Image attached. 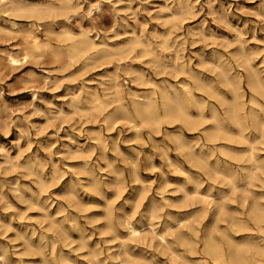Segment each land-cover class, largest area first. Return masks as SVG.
Segmentation results:
<instances>
[{
  "label": "rangeland",
  "instance_id": "374dc122",
  "mask_svg": "<svg viewBox=\"0 0 264 264\" xmlns=\"http://www.w3.org/2000/svg\"><path fill=\"white\" fill-rule=\"evenodd\" d=\"M255 206L264 0H0V264H214L209 238L262 260Z\"/></svg>",
  "mask_w": 264,
  "mask_h": 264
},
{
  "label": "bare ground",
  "instance_id": "6f19581e",
  "mask_svg": "<svg viewBox=\"0 0 264 264\" xmlns=\"http://www.w3.org/2000/svg\"><path fill=\"white\" fill-rule=\"evenodd\" d=\"M42 4V3H41ZM45 4V3H44ZM25 5V4H24ZM47 6V5H46ZM41 8L43 7L42 5L40 6ZM78 8V7H77ZM47 9H48V7H47ZM63 9V8H62ZM52 10V9H51ZM50 10V11H51ZM60 10V9H59ZM46 11V10H45ZM29 12H30V9H29ZM57 12V11H56ZM15 13V12H14ZM34 14V13H33ZM32 15V14H31ZM41 15V14H40ZM176 15V14H175ZM29 17V16H28ZM7 22V21H6ZM15 25V24H14ZM43 25V24H42ZM16 27V26H15ZM14 28V27H13ZM15 29V28H14ZM15 32V31H14ZM78 35V34H77ZM36 36V35H35ZM84 41L82 42V45L79 47V48H76V52H77V54H76V56L77 55H80V54H82L83 52H85L86 50H89V49H96V44L93 42V41H91V39L89 38V36H88V34L87 33H85L84 35ZM39 37V36H38ZM31 39V43L35 46V47H38L39 46V41L35 38V37H31L30 38ZM80 43V42H79ZM78 44V43H77ZM98 44V43H97ZM129 44H131V43H129ZM138 44V43H137ZM102 45V44H101ZM136 45V44H135ZM68 46V45H67ZM57 47V46H56ZM133 47V46H132ZM9 50V49H8ZM153 51V50H152ZM99 53V52H98ZM124 53V52H123ZM94 54V53H93ZM143 54H144V52H143ZM65 57V56H64ZM103 57H105V56H103ZM94 58V57H93ZM8 59H9V61H10V63H12V64H15V63H18V60L14 57V56H12V55H9V57H8ZM99 60V59H98ZM179 60V59H178ZM73 61V60H72ZM176 62V61H175ZM153 63H155V62H153ZM89 66V65H88ZM164 67H166L165 65H164ZM168 67V66H167ZM171 67V66H170ZM156 68V67H155ZM158 68H159V66H158ZM216 68V67H215ZM256 69V68H255ZM254 69V70H255ZM184 70V69H183ZM110 71V70H109ZM177 71V70H176ZM113 73V72H112ZM161 73V72H160ZM176 73V72H175ZM115 78H117V77H115ZM225 78V77H224ZM223 78V79H224ZM196 79V78H195ZM114 80V79H113ZM140 80V79H139ZM142 81V80H141ZM188 81V80H187ZM133 83V82H132ZM149 83H151L152 84V82H149ZM164 83V82H163ZM257 83V85L259 86V82L257 81L256 82ZM182 84V83H181ZM208 84V83H207ZM138 85V84H137ZM197 85V84H196ZM154 86V85H153ZM206 86V85H205ZM204 86V87H205ZM113 87H114V85H113ZM171 87V86H170ZM183 87H185V86H183ZM202 87V86H201ZM209 87V86H208ZM186 88V87H185ZM181 89V88H180ZM186 89H188V88H186ZM209 89H211V88H209ZM120 90V89H119ZM153 90V89H152ZM174 90V89H173ZM214 91V90H213ZM118 92V91H117ZM236 91L234 90V93H235ZM216 93V92H215ZM209 94V93H208ZM143 95V94H142ZM118 96V95H117ZM116 96V97H117ZM122 97V96H121ZM262 97V96H261ZM118 98V97H117ZM142 98V97H141ZM144 98V100H145V97H143ZM164 100H172V97L168 94V93H165V94H163V97H162ZM209 98V97H208ZM80 100V99H79ZM118 100V99H117ZM94 101H96V100H94ZM206 101V100H205ZM81 101H79V103H80ZM96 103V102H95ZM135 103V102H134ZM255 103V102H254ZM97 104V106H99L100 105V103H96ZM109 105V104H108ZM110 106V105H109ZM213 107V106H212ZM142 108V110L144 111V112H148L149 110H150V105L149 104H147L146 106H144V107H141ZM215 109V108H214ZM139 112H141L140 111V109H139ZM207 113V112H206ZM214 113V112H213ZM155 114H157V113H155ZM218 114V113H217ZM230 114H231V118H232V120H234L235 121V123L239 126V127H242V122H241V118H240V115H239V113H238V111L234 108V109H232L231 110V112H230ZM247 114V113H246ZM249 114V113H248ZM145 115V114H144ZM224 115V114H223ZM254 116V115H253ZM153 117V116H152ZM165 117H168V118H171V119H182V118H188L189 117V114H188V112L183 108V107H181L180 106V104H174L173 106H168L167 108H166V110H165ZM192 117V116H191ZM249 117H250V115H249ZM248 117V118H249ZM146 118H149V117H145L142 121L143 122H146L147 120H149V119H146ZM196 118H198V116L196 117ZM153 119V118H152ZM206 119V118H205ZM250 120V119H249ZM129 121V120H128ZM127 121V122H128ZM134 121V120H133ZM132 121V122H133ZM181 121V120H180ZM115 124V123H114ZM132 124V123H131ZM135 124V123H134ZM133 124V125H134ZM157 125V124H156ZM195 125V124H194ZM200 125V124H199ZM137 126V125H136ZM257 126V125H256ZM130 127H132V126H130ZM135 127V126H134ZM138 128V127H137ZM136 127H135V130L137 129ZM195 128V127H194ZM212 129H214V128H212ZM228 129V128H227ZM255 129V128H254ZM201 130V129H200ZM223 130V129H222ZM138 131V130H137ZM136 131V132H137ZM196 131V130H195ZM217 132L218 131H221V127H217V130H216ZM254 131V130H253ZM262 131V130H261ZM214 133V132H213ZM228 133V132H227ZM98 134V133H97ZM229 134V133H228ZM172 135V134H171ZM214 135H215V133L213 134V135H211L213 138H214ZM263 135V134H262ZM220 136V135H219ZM173 137H174V135H173ZM263 137V136H262ZM102 139V138H101ZM202 140V139H201ZM241 140V139H240ZM95 141H96V139H95ZM97 141H99V140H97ZM101 141V140H100ZM255 141H257V140H255ZM179 142H180V140H179ZM197 142V141H196ZM240 142V141H239ZM250 143H251V141H250ZM100 145H101V143H100ZM181 145V147L182 148H188L189 150H190V152H191V148L189 147V144H184V143H181L180 144ZM195 145V144H194ZM221 145V144H220ZM209 146V145H208ZM252 146V145H251ZM178 147V146H177ZM252 149V148H251ZM103 151V150H102ZM180 151H184V150H180ZM73 153V152H72ZM164 153V152H163ZM149 155V154H148ZM164 155H165V153H164ZM167 156V155H166ZM192 156V155H191ZM200 157V156H199ZM199 159V158H198ZM167 161V160H166ZM170 161V160H169ZM247 162V161H246ZM172 164V163H171ZM177 165V164H176ZM209 165V164H208ZM207 165V166H208ZM173 166V165H172ZM182 166V165H181ZM150 168V167H149ZM41 169V168H40ZM176 169V168H175ZM101 170V169H100ZM259 170H261V169H259ZM83 171V170H82ZM81 173V172H80ZM137 173H135V175H136ZM253 175V174H252ZM142 178V177H141ZM138 179V178H137ZM162 180V179H161ZM262 180V179H261ZM177 183V182H176ZM235 183V182H234ZM84 184V183H83ZM122 184V183H121ZM82 185V184H81ZM95 185V184H94ZM249 185V184H248ZM166 186V185H165ZM116 187H118V186H116ZM121 187V186H120ZM136 187V186H135ZM238 187V186H237ZM140 188V187H139ZM94 189H95V187H94ZM100 190V189H99ZM16 192V191H15ZM167 192H168V190H167ZM181 192V191H180ZM175 193V192H174ZM189 196H191V195H189ZM184 197V196H183ZM206 197V196H205ZM133 199V198H132ZM140 199H142V198H140ZM145 198H143V200H144ZM131 200V199H130ZM134 200V199H133ZM146 200H147V198H146ZM160 200V199H159ZM182 200H184L185 201V199H182ZM208 202V201H207ZM142 203V202H141ZM166 203H168L167 201H166ZM180 203H181V201H180ZM211 203V202H210ZM177 204V203H176ZM208 205H209V203H208ZM248 206V205H247ZM138 207V206H137ZM67 209V208H66ZM153 209V208H152ZM179 209V208H178ZM248 209H249V207H248ZM233 210V209H232ZM219 211V210H218ZM248 211V210H247ZM146 212V211H145ZM154 213V212H153ZM239 213V212H238ZM248 213V212H247ZM250 214H251V216H252V214H253V217L255 218V220L256 221H258L259 223L260 222H262V220L264 219V212H262L261 210H259L258 209V207H253L251 210H250ZM159 215V214H158ZM215 216V215H214ZM235 216V215H234ZM105 217V216H104ZM73 218V217H72ZM86 218V217H85ZM96 218V217H95ZM98 218V217H97ZM108 218V217H107ZM106 219V218H105ZM89 220H91V219H89ZM234 220V219H233ZM72 221V220H71ZM232 221V220H231ZM73 222V221H72ZM122 222V221H121ZM230 223V222H229ZM121 224V223H120ZM230 224H232L233 226H236L237 224L234 222V221H232V223H230ZM123 225H125L124 223H123ZM163 225V224H162ZM232 226V227H233ZM263 226V225H262ZM154 227V226H153ZM182 227H183V225H182ZM100 228V227H99ZM110 228V227H109ZM112 228V227H111ZM124 228V227H123ZM155 228V227H154ZM232 229H235V228H232ZM198 230V229H197ZM100 232H101V230H100ZM139 232H140V230H139ZM242 232H243V230H242ZM131 233L133 234V235H137L138 234V231L137 230H135V229H133V228H131ZM156 233V232H155ZM107 234V233H106ZM63 235V234H62ZM52 236V235H51ZM162 237V236H161ZM203 237V236H202ZM157 238V237H156ZM235 239V238H234ZM77 240V239H76ZM149 240V239H148ZM224 240V239H223ZM109 241V240H108ZM145 241V240H144ZM184 241H186V239H184ZM188 241V240H187ZM51 242V241H50ZM165 242V241H164ZM199 242V241H198ZM196 243V242H195ZM194 243V244H195ZM98 244V243H97ZM167 244V243H166ZM194 244H192V245H194ZM255 244H257V245H259L258 243H255ZM163 245H164V243H163ZM162 245V246H163ZM199 245V244H198ZM51 246H52V243H51ZM64 246V245H63ZM98 246V245H97ZM102 246V245H101ZM136 246V245H135ZM161 246V245H160ZM202 246V245H201ZM231 246V245H230ZM30 247V246H29ZM165 247V246H164ZM189 247V246H188ZM223 247V246H222ZM232 247V246H231ZM263 247V246H262ZM3 248V247H2ZM36 248V247H35ZM165 248H167V247H165ZM264 248V247H263ZM262 248V249H263ZM53 249V248H52ZM187 249H189V248H187ZM200 249V248H199ZM204 249H205V252L209 255V256H211V258H212V261H213V263L214 264H228V263H230V264H252V263H264V252H263V258H262V260H257V257H256V259H251V260H247V259H245L242 255H241V253H240V249L238 250V249H236V250H234V251H232L231 249H230V251L227 253H223L222 251H221V249H220V246H218V245H216L215 244V242L213 241V239L212 238H209V240H207V241H205V243H204ZM36 250V249H35ZM159 250H161V249H159ZM37 251V250H36ZM75 251V250H74ZM80 252V251H79ZM119 252V251H118ZM195 252V251H194ZM199 252V251H198ZM250 252V251H249ZM31 253H32V251H31ZM37 253H39V252H37ZM59 253V252H58ZM101 253V252H100ZM175 255H176V253L175 252H173ZM256 253V252H255ZM259 253H262V252H259ZM79 254V253H78ZM81 254V253H80ZM118 254V253H117ZM38 255H40V256H44V255H42V254H38ZM64 256H65V254H63ZM119 255V254H118ZM128 254H126V256H127ZM158 255V254H157ZM162 256L164 255V253H162L161 254ZM191 255V254H190ZM253 255V254H252ZM251 255V256H252ZM258 255V254H257ZM256 255V256H257ZM250 256V257H251ZM79 257V256H78ZM82 257V256H81ZM108 257V256H107ZM120 257V256H119ZM178 257V256H177ZM42 258V257H41ZM142 258V257H141ZM149 258V257H148ZM64 259H66V258H64ZM78 259V258H77ZM111 259V258H110ZM179 259H181V257H179ZM198 259V258H197ZM201 259H203V258H201ZM6 260V259H5ZM39 260V259H38ZM76 260V259H75ZM144 260V259H143ZM4 261V260H3ZM7 261V260H6ZM39 262V261H38ZM102 262V261H101ZM124 262V261H123ZM6 263V262H5ZM8 263V262H7ZM65 263V262H64ZM68 263V262H67ZM77 263H79V262H77ZM96 263V262H95ZM103 263H104V261H103ZM140 263V262H139ZM141 263H142V260H141ZM145 263H146V261H145ZM147 263H151V262H147ZM71 264V263H70ZM202 264H208V263H206V262H204V263H202Z\"/></svg>",
  "mask_w": 264,
  "mask_h": 264
}]
</instances>
